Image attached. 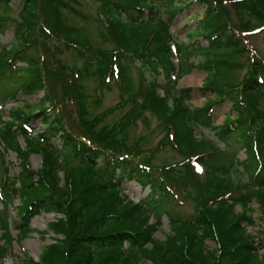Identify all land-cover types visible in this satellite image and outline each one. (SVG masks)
<instances>
[{
  "label": "trees",
  "instance_id": "trees-1",
  "mask_svg": "<svg viewBox=\"0 0 264 264\" xmlns=\"http://www.w3.org/2000/svg\"><path fill=\"white\" fill-rule=\"evenodd\" d=\"M71 1L22 0L18 20L0 14V31L9 21L14 28L10 46H0V109L19 92H42L38 101L22 100L10 108L9 119H0V264L13 241L34 231L52 232V241L38 260L26 254L22 264H264L263 237L246 227L254 223L253 201L264 224V59L240 44L242 32L259 29L264 35V0H192L204 6L205 23L188 36L206 39L205 45L175 40L169 23L181 2L95 0L105 23L99 35L113 45L108 49L79 40V30L62 17L61 9L78 13ZM0 6L13 10L10 0ZM68 48L81 67L62 61L59 55ZM241 53H247L248 67L237 80L233 72L242 63L235 57ZM192 57H199L195 64ZM185 65L206 72L201 86H179ZM85 80L99 89L116 83L122 91L118 105L92 115ZM194 89L213 97L194 106ZM225 102L235 115L217 125L214 106ZM126 106L120 119L101 124ZM146 111L164 135L142 148V137L128 141V129L137 119L148 124ZM36 118L43 128L33 135ZM201 127L215 139L197 134ZM165 146L180 159L154 164L153 152ZM9 150L19 159L15 175L5 160ZM31 153L40 155L37 169L30 166ZM124 181L149 192L136 202L124 193ZM184 202L192 212L182 217L176 210ZM41 212L54 216L46 231L31 226ZM164 216L167 232L157 239Z\"/></svg>",
  "mask_w": 264,
  "mask_h": 264
},
{
  "label": "rangeland",
  "instance_id": "rangeland-1",
  "mask_svg": "<svg viewBox=\"0 0 264 264\" xmlns=\"http://www.w3.org/2000/svg\"><path fill=\"white\" fill-rule=\"evenodd\" d=\"M22 0H10V4H12L13 10H4L2 6H0V14H7L11 20H18V10L21 5ZM185 3L182 5L181 9L178 11L172 21H170L169 25L171 27V31L175 36V40L177 42L184 43H192L195 41H199L202 45L206 44V39L196 36L191 40L189 39L188 33H191L194 28L202 25L205 21H201V16L204 11V6L199 5L192 0H175L174 4L177 6L179 3ZM70 4L73 6V9H77L78 13L69 12L67 10H62V17L69 23L74 25L79 30V40L90 43L93 48L101 47V48H111L113 45L109 41L103 40V38L99 35L100 31L103 29V24L99 22L98 17V6L99 3L95 0H74L71 1ZM161 15L163 18H166L165 10L161 11ZM243 41L240 43L241 45H245L251 49H255L258 54L264 59V35L262 32H254L251 34H245L243 36ZM14 40V28L12 22L9 21L5 26V29L0 31V46L7 45L10 46ZM75 51L72 48L64 49L63 53L60 56L62 61L68 66L81 67L82 62L80 59H77L75 56ZM199 57H192L191 60L195 64ZM235 59L242 63V67L240 69H236L233 72L234 77L237 80H240L247 67H248V59L247 53H241L236 55ZM20 65H25L24 62H18ZM184 71L182 78L179 80V86H191V87H199L203 84V79L205 76V71L194 68L189 73H187L188 66H184ZM130 74L134 80H137V71L134 66L130 67ZM191 76V77H190ZM85 90L88 94L87 106L90 113L93 115L97 112L105 111L107 108L115 107L121 100V88L114 83H111L108 87L106 85L102 86V88H98L96 83L93 80H85L84 81ZM42 96V92H37L31 95H26L22 92H19L14 99L6 98V103L0 109L1 120L9 119L8 111L12 107H16L20 105L22 100H25L29 103H33L38 101ZM189 103L194 106L202 105L207 98L213 97L209 92L202 93L199 90H192L190 94ZM129 107V106H128ZM117 108L108 115H106L101 124L111 125L117 119H120L126 109L128 108ZM230 103L225 102L221 105H215L213 111V119L215 124H221L224 115L229 114L234 117V113L230 112ZM146 116L148 120V124H145L141 119H137L135 126L128 129V141H134L142 137L140 141L142 148L153 147L157 144L159 139L164 135V130L159 124V120L152 115L149 111H146ZM232 117V118H233ZM0 126H2L0 122ZM31 126L33 127V134H37L39 130L43 128L42 122L39 118L32 120ZM205 134L211 138L215 139V135L212 130L209 128H199L197 134ZM20 141L24 146V142L22 141V137L19 135ZM223 147L222 144H220ZM238 157L240 159L244 158L243 151L238 152ZM180 159V156L169 146H165L162 149H158L153 152V163L156 165L166 164L173 161H177ZM5 160L9 164V173L10 175H15L19 171V159L15 152L9 150L6 153ZM29 163L33 169H37L41 165L40 155L37 153H31L29 155ZM124 187V193L128 195L129 198L134 201H138L147 194L148 188H142L139 184L134 181H125L122 183ZM19 201L18 198H15L10 206V218L11 221L17 222L18 217L16 215V207ZM253 210L251 212V216L253 218V224L247 225V230L251 234H258V238L263 237V248L260 249V252H264V233L258 232L264 228V224L260 221V212L258 210V206L256 203H252ZM239 209V207H237ZM180 216L185 217L192 212V205L189 202H184V204L180 205V207L176 210ZM54 220V216L51 213L41 212L38 215H35L31 219V226L38 229L39 231H46L47 224ZM11 225V232L15 233L16 228L14 223ZM167 232V219L164 216L162 218V224L155 232L154 236L157 239H163L165 237V233ZM258 232V233H257ZM52 232L48 231V233L42 235L40 232L34 231L30 232L21 240L19 243L13 241L11 246L8 248L6 256L2 259L3 264H22V259L24 255L32 256L36 260L39 259V255L43 249V247L51 242ZM210 246H214V243L210 240L207 241Z\"/></svg>",
  "mask_w": 264,
  "mask_h": 264
},
{
  "label": "bare ground",
  "instance_id": "bare-ground-1",
  "mask_svg": "<svg viewBox=\"0 0 264 264\" xmlns=\"http://www.w3.org/2000/svg\"><path fill=\"white\" fill-rule=\"evenodd\" d=\"M191 77V76H190Z\"/></svg>",
  "mask_w": 264,
  "mask_h": 264
}]
</instances>
